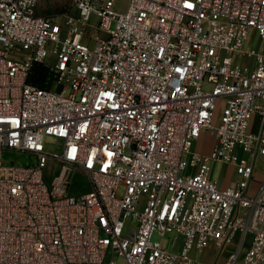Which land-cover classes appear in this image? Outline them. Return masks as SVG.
<instances>
[{"label": "built area", "instance_id": "2783aa9c", "mask_svg": "<svg viewBox=\"0 0 264 264\" xmlns=\"http://www.w3.org/2000/svg\"><path fill=\"white\" fill-rule=\"evenodd\" d=\"M38 2L0 0V264H199L233 241L221 264H264V46H247L264 0ZM218 160L239 176L226 187ZM77 171L88 189L71 193Z\"/></svg>", "mask_w": 264, "mask_h": 264}, {"label": "rangeland", "instance_id": "374dc122", "mask_svg": "<svg viewBox=\"0 0 264 264\" xmlns=\"http://www.w3.org/2000/svg\"><path fill=\"white\" fill-rule=\"evenodd\" d=\"M72 0H39L38 6H37V12L39 14H49V15H62L63 13L69 11L71 8ZM128 4V0H118V8L121 10L126 9ZM46 142L49 143L48 148L50 150H58L59 146L57 145V141L52 137H47ZM7 160H13L15 157H20L21 161L28 160L31 161L34 159V156H31L29 153H20V152H12L7 153ZM256 169L260 172V179H264V161L259 162ZM60 163L58 161L50 160L48 162V165L45 168V180L48 184L52 182L55 175L58 174L60 170ZM212 175L214 178L218 181L222 177L226 176H235L236 174V168L233 167V164L229 162H225L222 160H218L213 163L212 165ZM72 184L70 187L71 193H78L80 192L81 186L87 184L86 175L80 171H77L73 174L72 177ZM175 234H169L167 235V238L164 239L165 242H167L168 245L171 247L174 246L172 243V240L174 239ZM155 238H160L158 236H155ZM237 241H233L230 244L226 246L225 249L221 250L218 246L215 244L209 245L205 250L197 251L193 250L191 253L195 257V259L198 261L199 264H221L224 258L226 257V254L229 252L235 250L237 248ZM215 246V247H214ZM247 246V244H246ZM245 246V247H246ZM246 248L242 250L241 257L244 256Z\"/></svg>", "mask_w": 264, "mask_h": 264}, {"label": "crops", "instance_id": "0c3cea01", "mask_svg": "<svg viewBox=\"0 0 264 264\" xmlns=\"http://www.w3.org/2000/svg\"><path fill=\"white\" fill-rule=\"evenodd\" d=\"M249 45H253L255 47H261V46H264V40L260 39L256 33L252 32L251 37L247 41V46H249ZM242 61H244L247 65H249L251 67H253L255 65L254 58L248 57V58L243 59ZM260 102H263V101L260 100ZM250 128H251V131H253L255 133L260 131V129H261L260 114L256 113L253 116ZM214 144H215V138L212 137L207 132H205L203 134V136L196 142L195 149L200 150V151H208L212 146H214ZM258 161L259 162L264 161V156H260ZM257 166H259V165H257ZM236 174H237V172H236ZM238 177H239L238 174H237V177H235V176H226L225 177L224 176L220 180H218V183L221 187H226L229 184H232L234 181H236L238 179ZM260 178H261L260 172L258 169H256L253 180L251 182V190L252 191H256L261 186V184L264 182V179L261 180ZM87 189H88V186H87V184H85V185L81 186L80 192L86 191ZM248 241L249 242L251 241L250 236L248 238ZM247 246H248V243H247ZM247 246L245 248H247Z\"/></svg>", "mask_w": 264, "mask_h": 264}, {"label": "trees", "instance_id": "16d2710c", "mask_svg": "<svg viewBox=\"0 0 264 264\" xmlns=\"http://www.w3.org/2000/svg\"><path fill=\"white\" fill-rule=\"evenodd\" d=\"M46 75L47 73H46L44 66L40 64L35 66L34 72H33V77H34L33 80L35 82H37L39 85H43Z\"/></svg>", "mask_w": 264, "mask_h": 264}]
</instances>
